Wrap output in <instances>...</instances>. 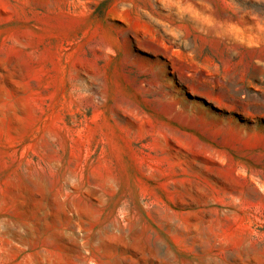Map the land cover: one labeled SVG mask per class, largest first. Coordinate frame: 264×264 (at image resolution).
Segmentation results:
<instances>
[{
  "label": "rangeland",
  "instance_id": "rangeland-1",
  "mask_svg": "<svg viewBox=\"0 0 264 264\" xmlns=\"http://www.w3.org/2000/svg\"><path fill=\"white\" fill-rule=\"evenodd\" d=\"M0 264H264V0H0Z\"/></svg>",
  "mask_w": 264,
  "mask_h": 264
}]
</instances>
